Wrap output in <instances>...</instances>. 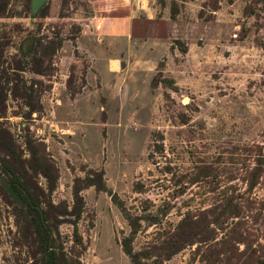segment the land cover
Returning <instances> with one entry per match:
<instances>
[{
  "label": "rangeland",
  "instance_id": "rangeland-1",
  "mask_svg": "<svg viewBox=\"0 0 264 264\" xmlns=\"http://www.w3.org/2000/svg\"><path fill=\"white\" fill-rule=\"evenodd\" d=\"M163 2L170 37L127 40L0 0V264L42 256L13 179L78 264H264V0Z\"/></svg>",
  "mask_w": 264,
  "mask_h": 264
},
{
  "label": "crops",
  "instance_id": "crops-1",
  "mask_svg": "<svg viewBox=\"0 0 264 264\" xmlns=\"http://www.w3.org/2000/svg\"><path fill=\"white\" fill-rule=\"evenodd\" d=\"M83 17L89 20L82 34L97 38H125L127 40H152L170 37L171 18L165 11L157 16L156 0H87ZM107 67L112 73L120 70L121 60L111 57Z\"/></svg>",
  "mask_w": 264,
  "mask_h": 264
},
{
  "label": "trees",
  "instance_id": "trees-1",
  "mask_svg": "<svg viewBox=\"0 0 264 264\" xmlns=\"http://www.w3.org/2000/svg\"><path fill=\"white\" fill-rule=\"evenodd\" d=\"M160 3L164 4L163 0H160ZM175 5L176 3L173 1L170 8L171 19L175 18ZM95 185L96 187H100L98 184ZM5 187L13 201L17 205L24 207L31 216L36 238L41 248L42 256L38 264H78L77 260L67 257V255L63 253V250L57 247V239L54 237L50 226L47 224L45 212L36 204L28 187L23 186L18 179L11 180L9 183L5 184ZM76 198H78V200L75 204L73 215L79 217L82 205L79 196L76 195ZM75 235L78 237L77 232H75ZM124 247L125 252L130 254L129 244L126 241L124 242Z\"/></svg>",
  "mask_w": 264,
  "mask_h": 264
},
{
  "label": "water",
  "instance_id": "water-1",
  "mask_svg": "<svg viewBox=\"0 0 264 264\" xmlns=\"http://www.w3.org/2000/svg\"><path fill=\"white\" fill-rule=\"evenodd\" d=\"M46 1L47 0H31L32 13H37V11L45 4Z\"/></svg>",
  "mask_w": 264,
  "mask_h": 264
}]
</instances>
